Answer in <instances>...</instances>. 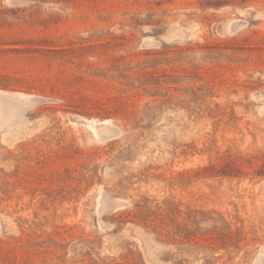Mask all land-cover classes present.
Masks as SVG:
<instances>
[{"label": "rangeland", "instance_id": "374dc122", "mask_svg": "<svg viewBox=\"0 0 264 264\" xmlns=\"http://www.w3.org/2000/svg\"><path fill=\"white\" fill-rule=\"evenodd\" d=\"M0 264H264V0H0Z\"/></svg>", "mask_w": 264, "mask_h": 264}]
</instances>
